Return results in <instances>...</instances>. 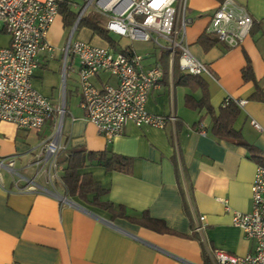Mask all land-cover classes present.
I'll return each instance as SVG.
<instances>
[{"label":"crops","instance_id":"obj_1","mask_svg":"<svg viewBox=\"0 0 264 264\" xmlns=\"http://www.w3.org/2000/svg\"><path fill=\"white\" fill-rule=\"evenodd\" d=\"M219 1L187 0L191 21L185 42L209 74L180 70L177 59L170 60L165 49L153 44L156 49L140 53L127 37L112 38L111 45L91 28H80L76 39L114 52L132 49L141 55L143 69L159 65L162 77L147 94L145 109L176 117L163 128L127 122L110 141L79 106V63L63 52L73 28L62 44L70 25L63 26L62 16H55L46 32L50 46L37 52L31 84L54 108L64 105L59 175L68 149L124 156L128 169L108 170L85 158L79 172L99 184L100 200L111 204L105 208L67 195L59 185L56 190L64 200L40 190H18L24 180L0 168V264H212V248L238 256L252 252L253 240L245 238L231 217L234 211L250 210L255 165L264 162V99L252 96L255 82L264 93V0H236L246 7L253 25L232 48L204 31ZM70 5L74 9L76 0ZM247 63L255 82L242 76ZM91 81L96 87L116 84L104 71ZM227 95L245 100L233 120L232 137L212 128V117ZM51 126L49 119L33 131L0 120V159L11 158L14 168L31 178L32 161ZM36 182L48 187L42 176ZM144 213L163 221L169 232L139 224ZM201 215L205 226L197 233L193 228Z\"/></svg>","mask_w":264,"mask_h":264},{"label":"built area","instance_id":"obj_2","mask_svg":"<svg viewBox=\"0 0 264 264\" xmlns=\"http://www.w3.org/2000/svg\"><path fill=\"white\" fill-rule=\"evenodd\" d=\"M60 1L0 0V32L9 37L7 45L0 46V120L33 131L52 120L50 133L32 161L34 174L31 178L22 176L14 168L11 158L0 159V168L24 180L23 185H16L18 190H40L64 200L65 197L56 190V182L60 181L58 155L64 149L61 139L64 105L62 102L54 108L31 84V75L37 65L36 54L50 46L46 32L58 14ZM82 1L81 13L92 5L104 17V27L108 31L129 40L148 41L167 50L170 60L177 59L179 69L189 74H209L205 64L191 54L185 42L186 27L191 21L187 15V0ZM252 25L253 19L243 4L236 0H221L204 31L232 48L242 43ZM63 52L65 57L78 60L79 106L107 141L119 135L127 122L163 128L175 121L173 113L164 115L145 109L147 94L159 86L162 77L159 65L143 69L141 55L132 49L114 52L107 47L73 39L72 32ZM99 71L114 76L116 84L96 87L91 77ZM244 101L227 95L222 104L232 102L242 106ZM250 123L260 129L254 120ZM260 157L264 160V150ZM38 176L44 178L47 188L36 182ZM250 195V210L234 211L231 223L242 230L245 238L253 240L252 252L238 256L212 248L209 250L212 264H264V162L255 165ZM204 226L201 215L193 230L199 233Z\"/></svg>","mask_w":264,"mask_h":264},{"label":"trees","instance_id":"obj_3","mask_svg":"<svg viewBox=\"0 0 264 264\" xmlns=\"http://www.w3.org/2000/svg\"><path fill=\"white\" fill-rule=\"evenodd\" d=\"M72 10L73 9H71L69 0H61L59 2L58 14L62 16L63 26H69L74 22L76 14ZM83 22L86 24V27L91 28L99 35L106 38L111 45L114 44V40L109 36V31L103 25V18L100 14L97 12H91L89 16L83 20ZM242 76L244 79H251L255 82L249 63L243 67ZM255 85L256 90L252 96L258 99H264V93H261L256 82ZM237 112L238 106L236 104L232 102L225 105L222 104L218 115L212 117V128L215 134L232 137L234 135L232 123L237 115ZM202 129L204 130L203 127ZM198 130H200V127H198ZM64 149L61 152H63ZM85 158L96 159L97 163L101 164L108 170L128 169V160L124 156H108L105 151H90L84 155V151L81 149H68L67 156L64 160L65 166L61 168L62 174H60V181L56 182V185L63 187L67 195H77L79 198L95 205L97 204L105 208L110 207L111 204L109 202L100 200L103 190L100 188L99 184L94 182L89 175L79 172V169L85 163ZM138 222L139 224L158 232H169V230L164 226L163 221L152 218L147 213L142 214Z\"/></svg>","mask_w":264,"mask_h":264},{"label":"rangeland","instance_id":"obj_4","mask_svg":"<svg viewBox=\"0 0 264 264\" xmlns=\"http://www.w3.org/2000/svg\"><path fill=\"white\" fill-rule=\"evenodd\" d=\"M77 2V6L74 7V9L72 11H74V13L76 14V18L74 20V22L69 26V28L66 27V36L63 37V40H62V44H65L66 42V38L68 36V33L72 30V38H76L77 35H78V32L80 30V28L82 27V25H85L86 27V24H84L83 20L85 18H87L89 16V14L91 12H96L93 8L92 5L88 6L86 8L85 11H83L81 13V8L83 7L84 5V2L82 0H76ZM103 20H104V17L102 16ZM76 19H78V21L75 23ZM109 36L113 39H121L120 36H118L117 34L115 33H112V32H109ZM8 35L6 33H3V32H0V46H5L7 45L8 43ZM132 45L135 47V49L137 51H139L140 53H144L146 51H149L150 49L153 50V48H155L152 43L150 42H147V41H140V40H134V41H131ZM156 49V48H155ZM58 159L60 160L61 159V156L58 155Z\"/></svg>","mask_w":264,"mask_h":264}]
</instances>
